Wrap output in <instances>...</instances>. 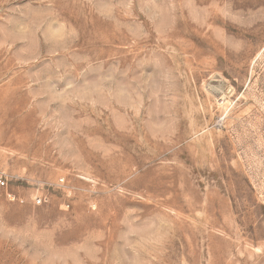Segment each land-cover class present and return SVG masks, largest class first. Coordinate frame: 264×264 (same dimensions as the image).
I'll return each mask as SVG.
<instances>
[{"label":"rangeland","instance_id":"374dc122","mask_svg":"<svg viewBox=\"0 0 264 264\" xmlns=\"http://www.w3.org/2000/svg\"><path fill=\"white\" fill-rule=\"evenodd\" d=\"M0 170V264H264V0H0Z\"/></svg>","mask_w":264,"mask_h":264},{"label":"built area","instance_id":"2783aa9c","mask_svg":"<svg viewBox=\"0 0 264 264\" xmlns=\"http://www.w3.org/2000/svg\"><path fill=\"white\" fill-rule=\"evenodd\" d=\"M8 185H9V181H8L7 174L3 170H0V187L7 188ZM9 196L11 199L16 198V195L14 193H9ZM45 200L46 198L43 196H37L35 199L36 203L38 204L43 203Z\"/></svg>","mask_w":264,"mask_h":264}]
</instances>
